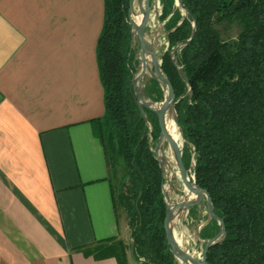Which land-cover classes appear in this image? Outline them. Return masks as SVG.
Wrapping results in <instances>:
<instances>
[{
    "label": "trees",
    "instance_id": "obj_1",
    "mask_svg": "<svg viewBox=\"0 0 264 264\" xmlns=\"http://www.w3.org/2000/svg\"><path fill=\"white\" fill-rule=\"evenodd\" d=\"M103 1L97 62L105 114L91 123L112 165L120 161L124 167L113 192L115 208L126 212L136 262L179 264L165 228L166 175L150 142L151 135L156 140L160 133L158 116L144 109L154 126L151 134L134 89L138 61L132 47V0ZM161 2L170 42L162 68L176 95L183 161L189 170L194 154V181L208 193L226 231L209 248L207 261L264 264V0H182L185 14L176 0ZM223 24L237 25L238 36L223 39L218 28ZM151 84L161 96L159 82L152 79ZM194 208L191 214L197 216ZM220 230L218 220L207 216L200 234L207 242ZM77 250L97 260L113 257L129 264L122 240Z\"/></svg>",
    "mask_w": 264,
    "mask_h": 264
},
{
    "label": "crops",
    "instance_id": "obj_2",
    "mask_svg": "<svg viewBox=\"0 0 264 264\" xmlns=\"http://www.w3.org/2000/svg\"><path fill=\"white\" fill-rule=\"evenodd\" d=\"M104 10L0 0V264H118L77 249L130 236L113 197L120 163L91 123L105 114Z\"/></svg>",
    "mask_w": 264,
    "mask_h": 264
},
{
    "label": "rangeland",
    "instance_id": "obj_3",
    "mask_svg": "<svg viewBox=\"0 0 264 264\" xmlns=\"http://www.w3.org/2000/svg\"><path fill=\"white\" fill-rule=\"evenodd\" d=\"M140 9H141V7L136 4L135 8H134V12L131 16V18H132L131 20H133L134 15L139 14ZM182 12H183V14L186 13L184 10ZM162 14H163V5H162L161 0H152L151 1V18L149 19V23H148V26L146 29V38L149 40V42L152 43V46L155 49L156 55L158 57L159 63H162V54L165 51H167L170 47V42L168 40V31H167L166 26H165L168 19L162 20L161 19ZM218 28L220 30L222 38L225 40L236 38L240 32V28L235 24L234 25L233 24H223V25L219 26ZM132 47L134 49V52L137 56V61H138L137 71H136V74H137L138 68L140 67V64H141L140 61L142 58V47H141V43H140V40H139L137 35L133 36ZM180 51H181V49L178 50V46L172 49L173 54L179 53ZM173 59H176V56H174ZM153 70H154L153 73L149 72L146 74V76L144 77V79L142 81L141 88H142V91H143L145 98L148 101L153 102L154 106L156 108H158L165 101L166 94L163 90L162 85L157 80V75L155 73L154 66H153ZM152 79L157 80L159 82V85L162 89L161 96L156 90H154L153 85L151 84ZM172 111H173V120L175 122V117L176 116L178 117L177 110H176L175 106L172 109ZM147 124H148L149 130L152 134V132L154 130V126L148 120H147ZM178 129H179L180 133L182 132V134H183L182 128L178 127ZM159 136H160V133H159ZM159 136L156 140H154V137L151 135L150 142L154 146V149L157 145ZM182 138H184V136ZM184 146H185V139L182 141V146H181L182 150L184 149ZM165 152L172 153L171 156H168V158L166 159L168 164L170 165V168H169V166H166V175L171 180L170 185L166 184V190L169 193V199H170L171 203L177 204V203H180L184 200V198L186 196L187 188L185 187V185H184V183L180 177V171H179L178 165L176 163L175 155H174V157H172L174 152H172V148L167 141H165L163 143L162 151L160 152V155L164 157ZM119 163L120 164H119V168H118V174H117L116 185H115L116 188H118L120 179L122 178V176L124 174V167L121 165L122 163L120 161H119ZM194 163H195V159H194V154H193L191 157V164L189 166L190 169L188 170V173H189V176L191 179L194 177L193 176ZM117 193H119L118 189H117ZM194 210L196 211L197 216L192 215L191 209H190L188 211V214L185 217V219H183L184 224L182 226L184 227V230L189 235L188 236L189 244L185 247L192 254L195 253L196 255H200L201 257H203V253H204V250H205V247H206V244L208 243V241L206 242L201 237L200 233H201V230L206 226L207 216H209V211H208V206H207V198L204 197V199L198 205L195 206ZM177 230L179 232L181 230V226H178ZM129 233H130V230H129ZM123 242L126 245L129 260L136 262V260L133 257L132 248H131V246L133 244V239L131 238V235ZM178 262H179V264H185L181 260H179ZM136 263L140 264L138 262H136Z\"/></svg>",
    "mask_w": 264,
    "mask_h": 264
},
{
    "label": "water",
    "instance_id": "obj_4",
    "mask_svg": "<svg viewBox=\"0 0 264 264\" xmlns=\"http://www.w3.org/2000/svg\"><path fill=\"white\" fill-rule=\"evenodd\" d=\"M151 1L152 0H132L131 9H130V22L134 28L133 36L137 35L139 40H140L141 47H142V56L145 55L146 53H149L150 56L152 57L154 68H155V73L157 75V80L160 82V84L163 87V90L166 94V99L163 102V104L161 105V107L156 108L154 106L153 102L148 101L145 98L143 91H142V88H141V85H142V81H143L144 77L146 76L147 72L145 70L140 72L141 64H140V67L138 68V72H137V74H135V77L133 80L135 94L137 97L138 106L142 112V115L144 116V118L146 120H147V117L145 115L144 109L152 110L158 116L159 126H160V136H159L157 145L154 149V152H155V155H156V157L160 163V166H161L162 170L164 171L165 175H166V166H169V168H170V165L168 164L167 160L163 156L160 155V152L162 151L163 143L165 141H167L169 143V145L171 146L173 152H174L176 163H177L179 171H180V177H181L185 187L189 191L197 194V198L193 201L187 202V201L183 200L180 203L172 204L170 199H169V193L166 190V184L170 185L171 180L166 175V182L163 186L165 201H166L167 206H168L167 216H166V220H165V228H166V232H167L168 242L172 248L173 254L178 261L181 260L183 263H188L190 260H192L194 262H199V260L197 258H194L193 256H191V254L188 251L181 248V246L179 244H177V239H176L174 231H173V220H174V216H175L176 211H181L182 208H186L187 211H189L191 208L198 205L204 199V197H206L209 216L211 218L218 220V222L221 226L220 232L213 239L208 241V243L206 244L204 253H203L202 263L203 264H209L207 261V254H208L209 248L212 245L220 242L222 240V238L226 235V231H225V227H224L222 220L219 219L214 213V206H213L212 200L209 197L208 193L197 185V183L194 181V177L192 179L190 178L188 170L186 169L184 161H183V150H182V148L170 138L169 133L167 131L166 114L168 111H170L174 108L176 95H175L174 89H173L168 77L166 76V74L162 68V63H159V61H158V57L156 55L155 49L152 46V43L149 42V40L146 38V29H147V26L149 23V19L151 17ZM176 3H177V6H181L183 8V10H185V8L182 5V0H176ZM136 4L144 9L143 20H142L139 27H136L134 25L133 20H131L132 19L131 16L134 12V8H135ZM185 12L187 13L186 10H185ZM190 40H188V42ZM188 42L179 45L178 50L181 49ZM173 60L176 61V59H173ZM180 73L183 76V78L187 80V77L185 76V74L182 72L181 69H180ZM175 123L180 128L177 116L175 117ZM181 136L183 137L182 132H181ZM183 140H184V138H183ZM182 222L184 224V220ZM202 263H199V264H202Z\"/></svg>",
    "mask_w": 264,
    "mask_h": 264
},
{
    "label": "bare ground",
    "instance_id": "obj_5",
    "mask_svg": "<svg viewBox=\"0 0 264 264\" xmlns=\"http://www.w3.org/2000/svg\"><path fill=\"white\" fill-rule=\"evenodd\" d=\"M143 13H144V9L141 8L139 14L133 16V22H134V25L136 27L140 26V24L143 20ZM153 66H154V64H153V60H152L150 54L146 53L145 55H143L141 58L140 72L145 70L147 73H149V72L153 73V71H154ZM159 107H161V105ZM166 127H167V131L169 133L170 138L181 147L183 138L181 136V133H180L178 127L176 126V124L173 120V111L172 110L168 111L166 114ZM172 152H173V150H172ZM171 154L172 153L165 152L164 158L167 159L168 156H171ZM172 157H174V154ZM196 198H197L196 193L191 192L188 189L186 190V196L184 198L185 201L190 202V201L195 200ZM187 214H188V211L186 208H182L181 211L175 212V216H174V220H173V231H174L175 237L177 239V244H179L181 246V248L188 251L191 254V256H193L194 258H197L199 260V262H194V261L190 260L188 263H185V264H199V263H202V257L200 255H196L195 253L192 254L185 247L189 244V239H188L189 235L184 230V227L182 226L183 225L182 221H183V219H185ZM178 226H181V230L179 232L177 230Z\"/></svg>",
    "mask_w": 264,
    "mask_h": 264
}]
</instances>
